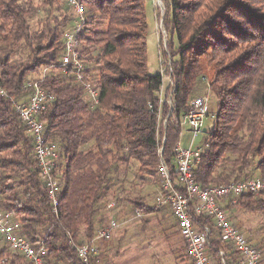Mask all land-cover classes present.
Instances as JSON below:
<instances>
[{
  "label": "trees",
  "instance_id": "1",
  "mask_svg": "<svg viewBox=\"0 0 264 264\" xmlns=\"http://www.w3.org/2000/svg\"><path fill=\"white\" fill-rule=\"evenodd\" d=\"M33 1L0 0V210L13 211L20 235L33 248L46 249L43 264H83L75 247L104 225L96 218L118 166L137 162L140 178L157 183L161 192L160 163L171 164L181 118L205 82L215 95L216 113L194 170L196 183L203 188L253 178L246 169L264 181V0H161L167 37L162 57L170 61L173 85L163 99L158 94L164 76L147 71L148 2L76 0L84 9L77 50L84 82L98 91L95 105L74 69L66 68L65 75L59 62L62 33L72 27L73 13L47 16L33 28L30 20L59 0H43L41 7ZM28 82L54 97L40 119L47 142L60 153L56 212L32 137L14 108L26 102ZM122 200L132 213L159 211L142 198ZM225 209L264 215V193L242 195ZM196 223L211 225V220ZM0 240V264H30Z\"/></svg>",
  "mask_w": 264,
  "mask_h": 264
},
{
  "label": "built area",
  "instance_id": "2",
  "mask_svg": "<svg viewBox=\"0 0 264 264\" xmlns=\"http://www.w3.org/2000/svg\"><path fill=\"white\" fill-rule=\"evenodd\" d=\"M66 1L74 19L72 27L62 34L63 52L59 62L65 68V75L70 74L66 68L74 69L73 75L76 81L82 83L88 100L95 105L98 91L92 83L84 82L81 72L83 63L77 50L79 44L77 35L82 31L84 22L83 5L76 0ZM146 1L151 2L153 6L159 5V0ZM163 63L166 65L165 75L168 77H166L168 82L166 88L171 89L173 85L170 80V61L166 60ZM47 72L48 69L45 68L41 74L44 76ZM163 72L164 69L160 72L162 76H164ZM26 88L29 89L26 102L16 103L14 108L32 137L34 155L46 189L47 199L52 210L56 212L61 192V183L56 174L60 153L55 146L47 142L45 125L40 119L42 112L54 101V97L36 82H28ZM160 93L164 94L163 87ZM167 104L171 105V97L167 100ZM208 111L206 98H194L188 102V111L179 124L181 131L174 148L172 162L168 166L161 161L159 166L161 192L156 202L170 209L178 234L186 246V256L192 264H259L262 253L248 242L241 229L230 221V214L225 207L227 204H234L242 195L264 193V181L259 177H253L232 181L230 184L202 188L193 177L201 153V148H194V139L203 132ZM185 133L187 138L183 140ZM113 206L114 204H109L108 208ZM198 218L210 219L211 225H198L196 223ZM117 227L115 221H110L106 227L98 230L93 239L76 246L78 259L83 264H91V259L97 255L95 242L110 240ZM19 231L16 214L13 211L0 210V238L7 245L8 250L24 257L30 264H43L46 249L43 246L33 248ZM214 242L223 243L224 247L218 250ZM228 253L231 254L230 257Z\"/></svg>",
  "mask_w": 264,
  "mask_h": 264
},
{
  "label": "rangeland",
  "instance_id": "3",
  "mask_svg": "<svg viewBox=\"0 0 264 264\" xmlns=\"http://www.w3.org/2000/svg\"><path fill=\"white\" fill-rule=\"evenodd\" d=\"M42 1L34 0V6L41 7ZM147 2L145 16L148 25L145 43L147 48V71L150 75H155L160 74L164 69V88L168 84L167 76L165 75L166 65L163 63L166 59L162 57L163 50H166L167 41L165 32L162 30L164 9L161 11L159 5L153 6L151 2ZM60 12L70 13L66 0H59L58 4L47 7L38 17L30 20V24L33 28H36L39 20L47 16L58 17ZM69 27L67 26L63 30V33L69 30ZM160 42L161 45L159 44ZM161 60L163 61L162 63ZM158 97L163 99V94H158ZM199 97L206 98L209 106L208 116L205 118L203 124L205 133H199L194 139V148L202 149L204 148V139L213 130L216 113V98L207 87V82L200 84L192 98ZM186 136L187 134L185 133L184 137ZM116 170L112 175L113 184L109 193L102 200V207L96 218L97 221L101 222V225L104 224L102 227L107 226L109 221H115L118 225L113 233L115 235L113 241L111 240L112 243L107 244L110 249L108 252L102 254V258H105L102 264H192L187 258L185 250H183L184 243L180 237L173 231L171 232V237L169 235V238L165 237L164 233L171 231V229H168L169 222H166L169 215L167 217V214L164 213L167 219L163 224L162 221L161 223L159 222L161 224V227H159L160 225L154 223L152 219L156 215H143L139 212L132 213L130 206L124 200L120 201L125 198L128 200L142 198L144 204L148 207H165L166 210V206L158 205L156 202L159 193L157 183L149 180V178L142 180L138 173V164L134 161H131L127 167L118 166ZM244 173L253 177H259V173L252 169H246ZM109 204H114V206L108 208ZM229 217L230 221L241 229L245 238L247 237L251 244L259 247L262 253V259L259 264H264V215L245 213L240 209H232ZM144 220H146V223L149 222V225L146 224L143 230L140 231V224ZM142 235H144L143 239H141ZM3 246L0 240V248Z\"/></svg>",
  "mask_w": 264,
  "mask_h": 264
},
{
  "label": "crops",
  "instance_id": "4",
  "mask_svg": "<svg viewBox=\"0 0 264 264\" xmlns=\"http://www.w3.org/2000/svg\"><path fill=\"white\" fill-rule=\"evenodd\" d=\"M164 83V82H163ZM166 87H164L163 88V90L165 89ZM187 138V136L186 137H184L183 136V140H185ZM171 213V211H170V209L168 208V207H166V210H165V207H162V208H159V211L158 212H155L154 213V215H156L155 217H153L152 219L154 220V223H156L157 225H160L159 227H161V221H162V224L163 223H165V221H166V216L164 215V213L165 214H167V217H168V215H169V218L167 219V221L166 222H169L168 223V229H171V231L169 232H167V233H164L165 234V237L166 238H169L168 237V235L171 237L172 236V231L173 232H175L178 236H179V234H178V231H177V229H176V225H175V220H174V218H173V216H172V213ZM152 215V214H151ZM157 217H158V219H157ZM110 222V221H109ZM145 222V223H144ZM144 222H142L140 225V231H142L143 230V227L147 224V225H149V222L148 223H146V220H144ZM160 222V223H159ZM164 231V230H163ZM114 233V232H113ZM115 235V234H114ZM114 235L112 234V236H111V238H110V240H108V241H106V242H102V241H97V242H95V244H96V249H97V257H99V259L97 260V262H98V264H102V262H104L103 261V259H105V258H102V254L104 253V252H108V250L110 249V247H108V245H109V243L111 242L112 243V241H113V237H114ZM180 237V236H179ZM136 238V237H135ZM144 238V235H142V237H141V239H143ZM181 239V238H180ZM112 240V241H111ZM182 240V239H181ZM134 241H135V239H134ZM184 243V242H183ZM108 244V245H107ZM183 250H185V252H186V246H185V244H184V247H183ZM100 259H101V261H100ZM100 262V263H99Z\"/></svg>",
  "mask_w": 264,
  "mask_h": 264
},
{
  "label": "water",
  "instance_id": "5",
  "mask_svg": "<svg viewBox=\"0 0 264 264\" xmlns=\"http://www.w3.org/2000/svg\"><path fill=\"white\" fill-rule=\"evenodd\" d=\"M159 7H160V9H161V11H163V6H162V4L160 3V0H159ZM203 133H205V130H203Z\"/></svg>",
  "mask_w": 264,
  "mask_h": 264
}]
</instances>
